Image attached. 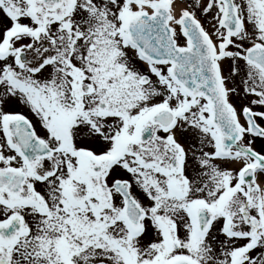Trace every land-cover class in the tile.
<instances>
[{
	"label": "snow or ice",
	"instance_id": "snow-or-ice-1",
	"mask_svg": "<svg viewBox=\"0 0 264 264\" xmlns=\"http://www.w3.org/2000/svg\"><path fill=\"white\" fill-rule=\"evenodd\" d=\"M0 264H264V0H0Z\"/></svg>",
	"mask_w": 264,
	"mask_h": 264
}]
</instances>
